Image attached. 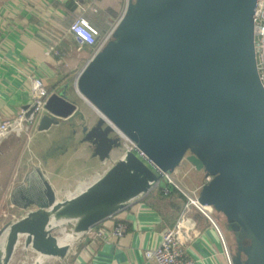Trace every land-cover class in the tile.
<instances>
[{
	"label": "water",
	"instance_id": "water-1",
	"mask_svg": "<svg viewBox=\"0 0 264 264\" xmlns=\"http://www.w3.org/2000/svg\"><path fill=\"white\" fill-rule=\"evenodd\" d=\"M258 0H128L103 50L79 72L77 91L100 113L83 141L106 162L136 143L72 196L59 198L37 169L11 195L27 211L0 229V264L23 243L41 259L65 258L71 244L54 234L72 225L80 237L147 195L186 159L211 180L199 201L225 217L233 264H264V87L255 49ZM29 109V106H26ZM34 107L27 112L29 115ZM38 130L71 119L78 107L53 92Z\"/></svg>",
	"mask_w": 264,
	"mask_h": 264
},
{
	"label": "crops",
	"instance_id": "crops-1",
	"mask_svg": "<svg viewBox=\"0 0 264 264\" xmlns=\"http://www.w3.org/2000/svg\"><path fill=\"white\" fill-rule=\"evenodd\" d=\"M120 4V0H117L116 5L113 4L115 6H108L107 0H0V123L3 118L14 116L30 105L34 76H42L50 93L65 91L67 97L78 107L71 119L62 120L47 131L37 129L31 133L34 139H31L32 143L41 141L42 149L48 152L40 157L39 164L30 171L16 172L21 176L19 183L14 178L16 175H8L6 178L0 175V184L5 182L10 200L15 188L27 183L30 174L35 173V177L38 176V168L52 183L47 171L51 165V131H54L56 143L68 142L66 145L69 147H60L64 155L72 150H87L85 160L88 165L106 169L107 162L93 156L92 146L84 142L83 137H77L78 133L72 123V119L79 112L84 116L92 115L96 119L100 118V113L77 91L75 82L72 83V70L75 69L73 67H78V62L71 61L66 56L70 55L72 46H85L90 52L89 59L93 54L92 46L75 39L70 33L69 26L73 21L83 16L101 33L107 32L126 11L125 9L119 18L113 20L120 15ZM82 66L74 74V81ZM172 176L180 182H189L192 189L200 188L206 182V174L197 170L190 162L185 164L183 161ZM158 185V194L150 191L147 195L136 198L112 217L80 236L81 238L71 244L65 258L48 259H51V263L54 261L58 264H150L147 262L146 250L158 245L165 227L176 224L185 204L184 197L181 194L178 196V191L167 180H161ZM11 204L12 207L22 210L12 201ZM190 215L196 222V228L193 233L194 241L189 249L199 259L197 264H229L220 236L210 221L197 209L191 210ZM217 217L221 222V217ZM118 222L127 224V231L122 237L109 234ZM101 228L107 229L108 235L93 237L92 233ZM225 235L229 243V232L225 231ZM19 246L11 264L17 259ZM23 250L36 253L25 246ZM36 255L38 257L37 253Z\"/></svg>",
	"mask_w": 264,
	"mask_h": 264
},
{
	"label": "built area",
	"instance_id": "built-area-1",
	"mask_svg": "<svg viewBox=\"0 0 264 264\" xmlns=\"http://www.w3.org/2000/svg\"><path fill=\"white\" fill-rule=\"evenodd\" d=\"M120 20L103 34L96 26L91 24L87 18L80 16L70 24L69 31L75 39L93 47V54L91 55L92 58L103 50L108 42L113 39L114 32ZM256 27L260 28V31L256 33L255 36L257 67L264 87V0L257 1L255 11V28ZM31 94L32 101L29 105V109L32 107H34V109L29 115H27L29 109H22L14 116L3 118L0 123V145L6 138L13 134H30L34 130L38 129L40 119L45 114L46 101L51 94L46 87L42 76H34L32 79ZM119 135L125 140L124 144L126 146V151L137 147L136 143L127 138L124 134L120 133ZM164 176L167 178L168 184L179 191L184 197L185 204L176 224L171 227H165L161 232L158 245L146 250L145 255L147 262L150 264L198 263L199 259L197 256L191 254L189 249L190 244L194 241L193 233L196 228V222L191 217L190 212L193 209H197L206 216L218 232L229 264H233L234 255L227 241L225 230L221 226V223L216 215L215 209L211 206L202 205L199 201L201 187L196 189H190L188 187L183 188L172 178L171 174H165ZM211 178V176H207L206 182H209ZM126 231L127 224L125 222H118L109 234L122 237L125 235ZM92 235L93 237H105L108 235V232L107 229L101 228L94 231Z\"/></svg>",
	"mask_w": 264,
	"mask_h": 264
},
{
	"label": "rangeland",
	"instance_id": "rangeland-1",
	"mask_svg": "<svg viewBox=\"0 0 264 264\" xmlns=\"http://www.w3.org/2000/svg\"><path fill=\"white\" fill-rule=\"evenodd\" d=\"M108 6H115L117 0H107ZM120 8L119 12L120 15L116 16L113 20L119 18L124 10L127 8L128 0H120ZM115 4V5H113ZM100 13V10L99 12ZM120 19V18H119ZM118 21V20H117ZM260 31L259 27L255 28V32L258 33ZM106 33V31L103 32V34ZM73 47V50L70 52L69 56H66L67 58L71 59V61L78 62V67H73V76L72 83H74L75 79V73H78L79 67H81L83 64L87 63L90 57V52H88L84 47ZM75 49V50H74ZM88 56V58L84 57ZM83 67V66H82ZM72 119V123L74 124V128L77 131L78 135L77 137L81 138L84 135L82 134V129L84 126H87L91 128L95 125L98 119L93 118L92 115H83L80 112L77 113ZM84 116V118H83ZM31 133H23L22 135H16L13 134L10 136V138L2 143L0 145V175L5 176V178L9 175L11 177L16 178V182L21 180V176H18L16 172H25L30 171L33 169L35 165L39 164V159L44 154H47L48 151H44L45 149H42L41 141L40 142H33L32 143V137ZM32 139V140H31ZM122 145L119 148H116L113 150L112 155L107 159V167L106 169L98 166L99 168H95L93 166L88 165L87 161L85 160V156L87 154V150L83 151L81 149L78 150H72L67 155L63 154V149L60 148L61 146H64L67 148V143H56L57 140L54 136V131H51V165L48 168V172L51 176L52 184L55 187L58 197L63 198L65 196H71L73 193H77L79 190L83 189L85 185H88L93 180H95L97 177L102 175L108 168H110L117 159L122 157L126 152V146L124 144L125 140L122 139ZM47 143V142H46ZM45 144V143H44ZM69 147V146H68ZM63 155L65 157H63ZM187 160H184V163L187 164ZM3 172V173H2ZM172 175V174H171ZM172 178L183 188H190L188 185L189 182H186L184 180L178 181L173 176ZM4 179V178H3ZM162 180H167L165 176H163ZM86 183V184H85ZM88 183V184H87ZM83 185V186H81ZM7 187L5 185V182L1 185L0 184V229L5 226L7 223H10L12 221H15L25 215L27 211L25 210H19L16 207H12L11 200H10V194L9 190H6ZM160 189V185H156L151 192L157 193ZM192 189V188H190ZM152 193V194H153ZM70 194V195H69ZM73 194V195H74ZM178 196L180 192H177ZM175 202V201H174ZM179 203V200L177 201ZM162 204V203H159ZM177 204V203H174ZM216 215L221 217V226L227 231L226 225H225V217L218 212H216ZM62 228H65L67 233H72V225L67 224L64 225ZM54 234L58 237H63V232L61 229H57ZM229 244L230 248L233 252V255L236 251V242L234 239V236L229 233ZM82 237V236H81ZM80 237V238H81ZM24 244L21 243L18 249L17 253V259H15V262L13 264H34L37 260L36 253H33L31 250L25 251L23 250ZM46 260V259H45ZM42 264H58L57 262H52L51 259L44 261Z\"/></svg>",
	"mask_w": 264,
	"mask_h": 264
},
{
	"label": "bare ground",
	"instance_id": "bare-ground-1",
	"mask_svg": "<svg viewBox=\"0 0 264 264\" xmlns=\"http://www.w3.org/2000/svg\"><path fill=\"white\" fill-rule=\"evenodd\" d=\"M91 105V104H90ZM93 106V105H92ZM94 107V106H93ZM95 108V107H94ZM96 109V108H95ZM97 110V109H96ZM98 111V110H97ZM99 112V111H98ZM127 137V136H126ZM86 184V183H85ZM88 184V183H87ZM81 186H83V185H81ZM85 187H86V185H85ZM85 187H83V188H85ZM74 194V193H73ZM72 194V195H73ZM70 195V194H69ZM71 195V196H72ZM66 229L65 228H62V232L64 233L63 234V237H59V240H60V243L61 244H67V243H70V244H72L73 242H75L78 238H80V237H76V235H74V234H72V233H67L66 231H65ZM40 260V263L42 264V263H44V261H45V259H39Z\"/></svg>",
	"mask_w": 264,
	"mask_h": 264
}]
</instances>
